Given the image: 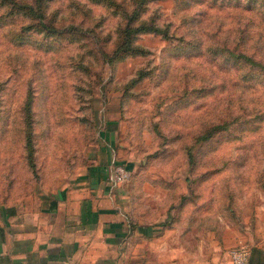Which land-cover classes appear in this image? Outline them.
<instances>
[{
	"label": "rangeland",
	"instance_id": "rangeland-1",
	"mask_svg": "<svg viewBox=\"0 0 264 264\" xmlns=\"http://www.w3.org/2000/svg\"><path fill=\"white\" fill-rule=\"evenodd\" d=\"M6 2L0 6V185L53 184L87 161L112 119L124 125L123 140L145 145L147 138L148 156L193 173L195 182L215 188L218 201L232 202L245 230L258 226L264 0L154 1L144 15L169 25L174 37L143 34L146 54L123 58L125 25L118 27L119 17L101 3ZM18 4L34 5L35 12L25 14ZM225 124L206 142L196 138Z\"/></svg>",
	"mask_w": 264,
	"mask_h": 264
},
{
	"label": "crops",
	"instance_id": "crops-1",
	"mask_svg": "<svg viewBox=\"0 0 264 264\" xmlns=\"http://www.w3.org/2000/svg\"><path fill=\"white\" fill-rule=\"evenodd\" d=\"M122 125L107 119L87 161L53 184L0 185V264H231L242 241L248 264H264V219L245 230L232 202L148 156L147 138L123 140Z\"/></svg>",
	"mask_w": 264,
	"mask_h": 264
},
{
	"label": "trees",
	"instance_id": "trees-1",
	"mask_svg": "<svg viewBox=\"0 0 264 264\" xmlns=\"http://www.w3.org/2000/svg\"><path fill=\"white\" fill-rule=\"evenodd\" d=\"M7 0H0V6L5 7L8 5ZM10 1V0H9ZM12 1V0H11ZM95 2L101 3L106 9L111 8L113 10V15L119 17L118 27H124L125 36L127 38L128 47L125 53L120 57L127 56L130 54H143L145 55V49L139 44V37L143 34H159L164 38L171 39L174 34L170 32L169 25L159 24L157 22L156 16H145V11H148V5L154 1L158 0H93ZM10 4V2H9ZM20 6L19 11H24L25 14H30L35 12V6L30 4H18ZM8 8V6H7ZM15 8V7H14ZM109 10V9H108ZM125 11V12H124ZM12 10H8V13H12ZM123 12V13H122ZM129 14H127V13ZM6 13V12H5ZM127 14V15H126ZM4 15V14H3ZM123 20V22H122ZM123 24V25H121ZM257 61V60H255ZM227 124L220 127L213 125L209 130H200L197 139L201 142H206L210 140L217 131L221 129L226 130ZM194 155L191 153V159Z\"/></svg>",
	"mask_w": 264,
	"mask_h": 264
},
{
	"label": "built area",
	"instance_id": "built-area-1",
	"mask_svg": "<svg viewBox=\"0 0 264 264\" xmlns=\"http://www.w3.org/2000/svg\"><path fill=\"white\" fill-rule=\"evenodd\" d=\"M132 176V171L129 167L121 162L113 164L112 178L116 183L127 182ZM231 264H248L251 254V246L247 244H238L230 249Z\"/></svg>",
	"mask_w": 264,
	"mask_h": 264
}]
</instances>
